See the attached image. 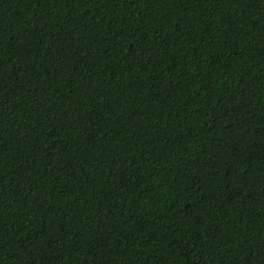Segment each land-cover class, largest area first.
<instances>
[{
  "label": "trees",
  "instance_id": "trees-1",
  "mask_svg": "<svg viewBox=\"0 0 264 264\" xmlns=\"http://www.w3.org/2000/svg\"><path fill=\"white\" fill-rule=\"evenodd\" d=\"M0 264H264V0H0Z\"/></svg>",
  "mask_w": 264,
  "mask_h": 264
}]
</instances>
